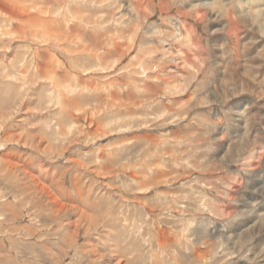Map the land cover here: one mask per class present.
I'll use <instances>...</instances> for the list:
<instances>
[{"label":"clouds","instance_id":"1","mask_svg":"<svg viewBox=\"0 0 264 264\" xmlns=\"http://www.w3.org/2000/svg\"><path fill=\"white\" fill-rule=\"evenodd\" d=\"M0 264H264V0H0Z\"/></svg>","mask_w":264,"mask_h":264}]
</instances>
